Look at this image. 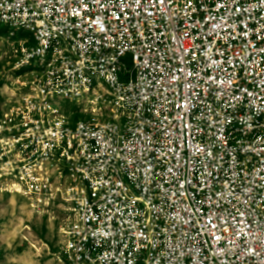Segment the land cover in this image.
I'll return each mask as SVG.
<instances>
[{"label":"built area","instance_id":"2783aa9c","mask_svg":"<svg viewBox=\"0 0 264 264\" xmlns=\"http://www.w3.org/2000/svg\"><path fill=\"white\" fill-rule=\"evenodd\" d=\"M1 24L34 44L0 180L62 200V264H264V0H0ZM96 95L114 121L67 114Z\"/></svg>","mask_w":264,"mask_h":264},{"label":"rangeland","instance_id":"374dc122","mask_svg":"<svg viewBox=\"0 0 264 264\" xmlns=\"http://www.w3.org/2000/svg\"><path fill=\"white\" fill-rule=\"evenodd\" d=\"M33 44L31 33L0 25V113L6 96L20 95L30 78L31 68L22 65V59ZM65 110L74 121L105 124L115 120L110 101L98 95L68 104ZM66 219L62 200L39 208L0 180V264H62L57 253Z\"/></svg>","mask_w":264,"mask_h":264}]
</instances>
